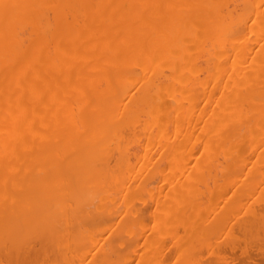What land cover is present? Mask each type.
<instances>
[{"label":"bare ground","instance_id":"bare-ground-1","mask_svg":"<svg viewBox=\"0 0 264 264\" xmlns=\"http://www.w3.org/2000/svg\"><path fill=\"white\" fill-rule=\"evenodd\" d=\"M253 244L264 0H0V264H236Z\"/></svg>","mask_w":264,"mask_h":264},{"label":"rangeland","instance_id":"rangeland-1","mask_svg":"<svg viewBox=\"0 0 264 264\" xmlns=\"http://www.w3.org/2000/svg\"><path fill=\"white\" fill-rule=\"evenodd\" d=\"M235 231H238V228H236ZM235 231H234V235H232L233 238H234V236H235V237H236V236L239 237L240 234H241V233H237V232H235ZM239 232H240V231H239ZM241 235H242V234H241ZM225 237H226V236L223 235V236L221 237L220 240H222V241H223V240H224V241H225V240L228 241L229 239L232 238L231 236H229V237H230L229 239H228V237H226V239H225ZM238 237H237V238H238ZM237 238H236V239H237ZM240 238H241V236H240ZM240 238H239V239H240ZM241 239H244L243 235H242V238H241ZM224 241H223V242H224ZM258 242L261 243V241H258ZM262 242H263V241H262ZM256 243H257V241H256ZM211 244H212V242H211ZM241 244L244 245L243 243H241ZM257 244H258V243H257ZM212 245H213L212 248H214V247H215L214 244H212ZM255 245H256V244L251 245V248H252V249L249 247L248 250L245 251L244 253L241 252L242 250L240 251V250L238 249V250H239V251L237 250V253H238V254H235V257H236V255H237V257H236L237 259H236V261L234 260V263H236V264H241V262H242L243 260H244V261L242 262L243 264H245V262L247 263V261H245V258H244L243 256H245L246 254H248L247 257L249 256V258H250L251 261H255V262H253L252 264H259V263H263V264H264V255H263V254H264V253H263V252H264V248L262 249V246H264V244H263V245L259 244V247H260L259 249H260V250H259V249H255L256 251H253V252H256L257 255L259 254V252L263 253V254H261V255L259 254V255L261 256V258H260L259 255H258V257H256V256H255L256 253H255V254H254V253H251V251H252L254 248H256ZM253 246H254V247H253ZM256 246H257V245H256ZM207 249H208V248H207ZM249 249H251L250 252H249ZM261 249H262V250H261ZM203 250H205V248H204ZM203 250H201V252H202L201 255H203V253H204V255L206 254V252H204ZM258 250H259V252H258ZM205 251H206V250H205ZM207 251H208V250H207ZM207 253H208V252H207ZM239 253H240V254H239ZM243 254H244V255H243ZM251 254H252V255H251ZM250 255H251V256H250ZM253 255H254L256 258H254ZM208 256H209V253L206 254V257H205L204 259L207 260V258H209ZM262 256H263V258H262ZM235 257H234V258H235ZM239 257H240V258H239ZM245 257H246V256H245ZM247 257H246V259L248 260ZM252 257H253V258H252ZM242 258H243V260H241V262L238 263V261H240L239 259H242ZM251 258H252V259H251ZM258 258H259L260 260H259ZM250 260H248L249 264H250ZM232 263H233V262H232ZM247 264H248V263H247Z\"/></svg>","mask_w":264,"mask_h":264}]
</instances>
